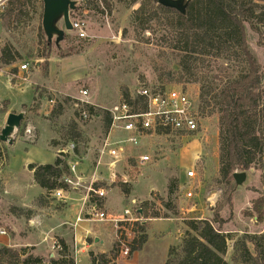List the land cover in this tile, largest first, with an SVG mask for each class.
Segmentation results:
<instances>
[{"label": "rangeland", "instance_id": "374dc122", "mask_svg": "<svg viewBox=\"0 0 264 264\" xmlns=\"http://www.w3.org/2000/svg\"><path fill=\"white\" fill-rule=\"evenodd\" d=\"M42 4L38 2L36 6L28 7L23 15L13 18L9 27L7 20L2 18L4 10L0 7V57L1 48L5 44L13 45L21 55L15 64L0 68V99L2 103L3 100L9 101L6 112H0V134L8 113L26 112L13 144L0 140V227L7 231V235L0 237V245L26 248L28 252L42 256L48 263L51 258L60 257L62 247L58 246L65 240L76 264H91V252L97 255L101 252L92 246L83 250L85 257H80V248L90 243V239L86 238V244L79 242L82 244L78 248L80 254L77 257L74 229L69 225L74 214L79 213L81 208L75 210L72 205L64 206L51 194L42 192L43 189L34 182L29 164L54 163L56 157L61 155L59 149L70 142L64 134L76 121L81 132L77 139L80 150L78 154L85 158L83 162L94 165L97 150L107 133L104 109L120 101L125 88L130 95H134L141 86L151 89L176 88L188 93L198 106L200 84L177 82V61L163 44L164 31L159 29L155 34L135 31L133 12L139 3L132 4L131 0H80V10L77 14L72 13V17L82 16L87 23L88 36L82 38L76 31L66 32L61 50L54 42L49 45L44 31L40 29ZM246 32L251 51L264 66V45L259 43V35L250 27ZM46 43L48 50L45 48ZM23 64L29 65L28 71L21 70ZM14 68L16 72H13ZM23 77H27V80ZM232 77L235 74L231 69L223 67L219 71L209 72L207 80L217 86ZM81 88L88 89L89 95L83 98L84 102L80 106H76L74 99L80 98ZM52 97L56 98L57 104L64 103L55 116L52 113L56 106L50 108L49 104ZM66 97H71V100L65 103L63 101ZM90 104L96 105L94 109L99 112L97 115L89 118L76 115L77 109ZM143 145L142 150L153 156L152 162L142 167L132 165L121 169V175L128 182L105 181L102 185L107 191V205L112 207L107 211H123L125 208L136 211L155 190L163 199V206L158 210L150 205L149 212H157L163 219L173 218L178 225L183 224L180 231H183L184 236L188 230L184 218H203L209 213L213 216V208L219 201H224L226 196V184L218 180V115H199V130L191 135L146 137ZM191 169L196 172L195 178L187 177L186 173ZM262 173L261 168L252 167L247 171V179L243 184L236 185L234 180L233 204H226L223 214L228 219L223 231L232 238L229 247L246 230L264 233L261 232L264 223L256 222L244 214L253 199L264 197ZM104 174H108L106 169ZM119 183H128L130 194L126 195ZM171 183L174 189L170 194ZM89 185L88 179L83 178L77 187L87 193ZM183 185L193 192V197L184 195ZM215 193L219 197L209 202L208 196ZM167 203H170L171 208ZM194 206L202 209L187 212V209ZM151 224L147 232L154 243L156 239L152 232L156 226L161 225L166 236H174V222L155 219ZM108 225L112 229L109 231L116 232L111 224ZM134 228L138 233L137 224ZM105 242L106 247L112 246L111 237ZM115 243L106 249L109 261L105 264H116L117 259L111 260V250L116 246ZM180 245L175 247L180 248ZM128 261L118 264H130ZM98 264H102L101 260Z\"/></svg>", "mask_w": 264, "mask_h": 264}, {"label": "trees", "instance_id": "16d2710c", "mask_svg": "<svg viewBox=\"0 0 264 264\" xmlns=\"http://www.w3.org/2000/svg\"><path fill=\"white\" fill-rule=\"evenodd\" d=\"M42 0H7L1 7L4 10L2 18L7 20V27L14 17L23 15L28 7L36 6ZM139 3L133 12V26L136 32L150 31L154 34L160 29L163 44L174 55L178 70L175 72L177 82L199 83L198 114L202 116L218 115L219 119V149H220V180L226 184L224 201H219L213 208L211 218H184L188 230L182 237L180 248L172 246L169 249L165 264H230L225 258L229 248V233L223 226L228 222L221 212L226 204H233L234 177L236 171H248L252 167L263 170L261 184L264 187V66L251 51L247 41V28L259 35V43L264 45V0H191L186 13L163 6L158 0H131ZM43 8V4H42ZM83 10V8H81ZM84 11V10H83ZM43 10L41 12L42 18ZM75 14V13H74ZM40 29L42 26L40 25ZM47 42V40H46ZM162 41L160 40V43ZM46 50L48 45L46 43ZM166 54V52H163ZM71 53H62L68 55ZM48 57V55L43 54ZM21 55L13 45L5 44L1 48L0 68L13 65ZM229 67L235 74L224 84L215 86L208 83L209 72ZM17 69H13L16 72ZM163 89V88H162ZM123 97L132 101L127 88ZM138 99V98H136ZM66 97L63 102H68ZM139 100V99H138ZM8 100H3L0 112H6ZM64 103H58L53 110L57 115ZM141 108L146 105L140 103ZM83 109L95 113L92 105H83ZM134 110L140 106L136 103ZM59 109V110H58ZM83 109H77L76 115L82 117ZM106 132L111 125V116L105 112ZM81 136L78 122L74 121L64 134L70 141L77 142ZM77 153L80 150L77 148ZM34 176V182L47 195L54 190L70 189L64 177L70 174L68 163L63 157L57 156L54 163L29 164ZM99 183L96 186H102ZM121 184L126 195L130 194L128 183ZM174 185L169 186L173 193ZM91 200L92 197L90 198ZM171 208L170 203L166 204ZM145 221L149 217H159L158 213H150V203L145 200L141 205ZM150 214H155L151 216ZM256 217L257 222H264V197L252 200L251 206L244 213ZM139 237L131 241L132 252L141 248L148 239L146 224L136 222ZM92 241V239H90ZM60 257L45 259L26 248L17 249L13 246L0 245V264H76L69 253L68 244L61 241ZM131 252V253H132ZM112 253V256H111ZM111 260L120 255L118 243L111 250ZM106 253L99 255L91 252V264L101 260L105 264L109 259ZM231 261L234 264H264V233H252L246 230L242 237L233 245Z\"/></svg>", "mask_w": 264, "mask_h": 264}, {"label": "built area", "instance_id": "2783aa9c", "mask_svg": "<svg viewBox=\"0 0 264 264\" xmlns=\"http://www.w3.org/2000/svg\"><path fill=\"white\" fill-rule=\"evenodd\" d=\"M3 1L0 0V7L4 4H2ZM78 17L71 18L73 31L85 38L88 36L87 23L82 16ZM21 70L28 71L29 65L23 64ZM23 79L27 80V77ZM79 93L80 98L74 99L76 106L84 102L83 98L89 95V90L81 88ZM130 98L132 101L123 97L117 103L104 109L111 116V125L97 150L95 164L91 166V181L87 197L89 201L91 197L94 200L90 201V205L86 204L76 218L77 222L88 220L94 224H111L116 229V242L120 247L119 256L122 257L132 252L130 243L137 237L135 223L144 221L143 216L137 213L141 208L139 207L136 211L130 208H125L123 211L113 209L107 211L99 202L107 196V191L103 186L97 187L96 185L105 181L116 183L122 180L126 182V177L121 175V169L132 165L142 167L152 162L153 156L142 150L144 138L171 135L185 137L199 130L198 106L185 91L176 88L151 89L141 86L134 95H130ZM136 103L140 106L138 110L133 108ZM140 103L146 105V108L142 109ZM49 104L50 108H54L57 104L56 98H50ZM92 106L95 108L96 105ZM81 111L84 118L95 114L86 109ZM77 148L79 149V143L70 141L65 147L59 149L61 157L66 159L70 170V174L64 177V181L73 189L80 185L82 178L79 175L78 166L84 159L76 152ZM104 169L108 171L107 175L104 174ZM186 174L188 178L196 177L193 169L188 170ZM182 189L186 197H193V192L188 187L183 185ZM68 193L59 188L54 190L52 195L59 199H72ZM148 201L155 209L160 210L163 206V199L157 191L151 193ZM5 235L7 231L0 227V237ZM58 247L61 248V245Z\"/></svg>", "mask_w": 264, "mask_h": 264}, {"label": "crops", "instance_id": "0c3cea01", "mask_svg": "<svg viewBox=\"0 0 264 264\" xmlns=\"http://www.w3.org/2000/svg\"><path fill=\"white\" fill-rule=\"evenodd\" d=\"M83 160L80 162V164L78 166L79 175L82 178L81 180H83V178H84V180L88 179V182L90 183V181H91V173H90V171H91V166L92 165L88 164L87 162H83ZM126 182H128V181H126ZM44 191L45 190H43L42 192H44ZM153 191H155V190H153ZM66 192H69L68 194L70 195V198H72V199H68V198L67 199H59V198H55L52 195V193H51V195H52V197L54 199L59 201L62 205H64V206L72 205V209H75V210L77 208L83 209L86 204L90 205V203H91L90 202L91 199L89 201L88 197H87L88 191H87V193L86 192H82V190H80L78 187H75L73 190L70 191V189H69ZM218 197H219L218 193H215L213 195L208 196V201L209 202H213ZM99 202L102 203V205L107 210H108V208L111 207V206L107 205V197L101 199ZM198 209H202V208H200V207L196 208L194 206L191 209H187V212H195V211H198ZM139 211H140V213H142V209H140ZM223 214H224V209L221 212L222 216H223ZM77 215H78V212H76L74 214V217L71 219L72 221L69 224L71 226V228L74 229V236H75V242H76L75 244H76V246L79 248L80 244H82V243L79 244V242H83V243L86 244L87 243L86 242V238L92 239V241L89 240L90 243H88L85 248H80L81 249L80 257H82V256L85 257V254L82 253L83 250L84 249L87 250L88 248H91L92 246H96L97 250L99 252L105 253L106 249L107 248L110 249L113 246V244L117 241L116 240V232L113 233V232L109 231V229H111V228L109 227L108 224H94V223L89 222L88 220H83V221L77 222L76 221ZM202 217L203 218H211L212 215L209 213L207 216L204 215ZM188 218H194V217H188ZM155 219H158L160 221L165 220V221L174 222L175 223V227H176L175 230H174V236L171 235V234H170L171 236L170 235L166 236V232L162 230V226L161 225L156 226L155 227L156 229L153 230V232H152L153 237L156 239V241L154 243L153 238L147 232V230H148V228L150 226L153 225L151 223ZM225 219H227V218H225ZM252 219H254L257 222L256 217H253ZM145 223H147L146 224V233L148 234V239L145 242V244L139 249H135L134 248L133 252L130 255L126 256V257L118 256V258L116 260V264L120 263L121 261H126V260H129L128 262L130 264H165L166 260L168 258L169 249L172 246H177V245H180L182 243L183 231H180V228H181V226H183V224L180 223V225H178L177 222L175 221V219H173V218H165V219H163V218L153 217L151 219H148V221L144 220L142 222V224H145ZM227 224H228V222L225 223V226ZM261 232H264V225L261 228ZM137 234H138V237H139L140 232L138 231ZM96 237L99 239L98 242H95V238ZM110 237H111V241H112V246L111 247H106L105 246L106 245L105 241H106V239H109ZM152 242L154 243V246L150 247V244H152ZM77 247L75 248V250H76V253H77V257H79L80 253H79V250H78ZM232 254H233V246H230L228 248L227 255L225 256L226 260L228 262H230V264H234L231 261Z\"/></svg>", "mask_w": 264, "mask_h": 264}, {"label": "water", "instance_id": "95a60500", "mask_svg": "<svg viewBox=\"0 0 264 264\" xmlns=\"http://www.w3.org/2000/svg\"><path fill=\"white\" fill-rule=\"evenodd\" d=\"M42 2V28L44 34L49 45L55 41L56 46L61 50L66 32L73 31L72 13L79 12L80 0H42ZM190 2L191 0H158L159 4L177 9L181 13H186ZM2 106L3 103L0 99V107ZM25 117V111L8 113L6 124L0 134V140L13 144ZM233 177L236 185H241L247 179V171H236ZM98 241L99 239L96 237L95 242Z\"/></svg>", "mask_w": 264, "mask_h": 264}, {"label": "flooded vegetation", "instance_id": "af4514ba", "mask_svg": "<svg viewBox=\"0 0 264 264\" xmlns=\"http://www.w3.org/2000/svg\"><path fill=\"white\" fill-rule=\"evenodd\" d=\"M73 14H74V13H73ZM53 42L55 43V41H53ZM53 42H52V43H53Z\"/></svg>", "mask_w": 264, "mask_h": 264}]
</instances>
